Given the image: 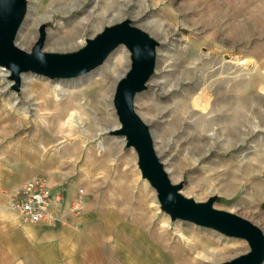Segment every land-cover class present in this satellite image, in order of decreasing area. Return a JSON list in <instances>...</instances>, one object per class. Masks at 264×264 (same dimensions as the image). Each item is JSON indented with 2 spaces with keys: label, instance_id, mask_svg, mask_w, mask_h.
Listing matches in <instances>:
<instances>
[{
  "label": "rangeland",
  "instance_id": "obj_1",
  "mask_svg": "<svg viewBox=\"0 0 264 264\" xmlns=\"http://www.w3.org/2000/svg\"><path fill=\"white\" fill-rule=\"evenodd\" d=\"M124 19L159 42L134 108L171 182L195 201L216 196L215 208L264 234V0H27L15 43L30 52L45 24L42 51L72 52ZM73 31L79 44H52ZM130 56L119 45L79 76L27 71L18 84L0 66V164L43 177L67 203L52 234L29 223L31 241L17 242L14 253L1 250L0 264H221L249 251L244 239L171 220L142 178L134 148L111 133L119 126L115 86ZM106 71L109 95L97 113L80 94L91 73L98 79ZM33 82L62 89L40 105Z\"/></svg>",
  "mask_w": 264,
  "mask_h": 264
},
{
  "label": "water",
  "instance_id": "obj_2",
  "mask_svg": "<svg viewBox=\"0 0 264 264\" xmlns=\"http://www.w3.org/2000/svg\"><path fill=\"white\" fill-rule=\"evenodd\" d=\"M26 9L27 0H0V66L11 72L10 78L18 84L19 74L27 71L50 78L76 77L99 66L117 46L124 45L131 54L130 68L115 86L113 106L119 126L111 133L122 137L126 147L134 148L142 178L156 191L160 208L171 220H185L248 243L249 251L221 264H262L264 234L261 229L237 214L215 208L216 196L195 201L181 194L182 183L171 182L155 151L149 126L135 111V95L146 89L154 73L159 42L134 26L130 19H124L87 38L78 50L45 52L42 51L45 24H42L38 39L27 52L15 43Z\"/></svg>",
  "mask_w": 264,
  "mask_h": 264
},
{
  "label": "built area",
  "instance_id": "obj_3",
  "mask_svg": "<svg viewBox=\"0 0 264 264\" xmlns=\"http://www.w3.org/2000/svg\"><path fill=\"white\" fill-rule=\"evenodd\" d=\"M76 204H72L70 209H75ZM64 205H67L64 191L53 190L41 176L26 180L10 194L9 200L10 208L17 212L23 222L53 226L61 221Z\"/></svg>",
  "mask_w": 264,
  "mask_h": 264
},
{
  "label": "crops",
  "instance_id": "obj_4",
  "mask_svg": "<svg viewBox=\"0 0 264 264\" xmlns=\"http://www.w3.org/2000/svg\"><path fill=\"white\" fill-rule=\"evenodd\" d=\"M28 179L30 178L19 176L14 166L0 164V251L14 253L17 242L31 238L28 233L31 230L29 223L23 222L17 212L9 206L10 194ZM35 225V229L52 234L49 227L53 225Z\"/></svg>",
  "mask_w": 264,
  "mask_h": 264
},
{
  "label": "bare ground",
  "instance_id": "obj_5",
  "mask_svg": "<svg viewBox=\"0 0 264 264\" xmlns=\"http://www.w3.org/2000/svg\"><path fill=\"white\" fill-rule=\"evenodd\" d=\"M77 38H78V34H77L76 31L66 32L65 35H63V36L57 34L52 44L60 46V47H72L74 45L79 44L80 39H78V41H76ZM102 75H103L102 77L96 79V78L93 77L94 74L91 73L88 76V79L91 81L90 85L88 86L87 89L83 90L81 92V94H80V95H85L86 96V98L88 100L86 99L85 102L87 104H89L91 107H93L94 110H97V113H98V110L100 109L99 105L100 104L103 105L107 101V97L109 95V90H110V84H109V82L104 80V77H108L109 80H110L111 79V74L108 71H106ZM31 86L33 88L32 90L36 93V97L38 99H40V101L37 102L40 105H43V100L42 99H43V96L45 94H48V93L49 94H54V93H57V91L62 89V86H60V85L52 86V85H49V84H41V85L38 86V83H36V82H33L31 84ZM75 101H76L75 106H76L77 110H79L83 115L86 114L85 110L83 108L84 103L83 102L82 103H78L77 100H75ZM68 108H70V107L68 106ZM73 113H74L73 110H71L70 113H69V117L67 119H72ZM56 115H57V117L61 118V115H63V114L57 113ZM88 119L90 121L91 117H88ZM151 253H152L151 256H150L151 259H156V257H158L156 251H152Z\"/></svg>",
  "mask_w": 264,
  "mask_h": 264
}]
</instances>
